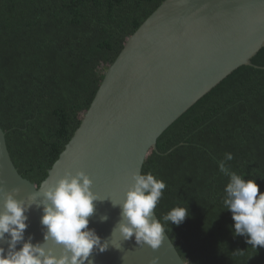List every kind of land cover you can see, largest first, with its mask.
I'll return each instance as SVG.
<instances>
[{"label":"trees","instance_id":"trees-1","mask_svg":"<svg viewBox=\"0 0 264 264\" xmlns=\"http://www.w3.org/2000/svg\"><path fill=\"white\" fill-rule=\"evenodd\" d=\"M166 0H0V122L40 186L130 36ZM159 138L145 192L188 264H264V48Z\"/></svg>","mask_w":264,"mask_h":264},{"label":"water","instance_id":"water-1","mask_svg":"<svg viewBox=\"0 0 264 264\" xmlns=\"http://www.w3.org/2000/svg\"><path fill=\"white\" fill-rule=\"evenodd\" d=\"M264 48V0H166L128 38L40 186L0 122V264H188L145 192L161 135Z\"/></svg>","mask_w":264,"mask_h":264}]
</instances>
